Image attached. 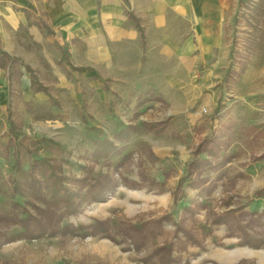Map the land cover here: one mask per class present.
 I'll list each match as a JSON object with an SVG mask.
<instances>
[{"label":"rangeland","instance_id":"374dc122","mask_svg":"<svg viewBox=\"0 0 264 264\" xmlns=\"http://www.w3.org/2000/svg\"><path fill=\"white\" fill-rule=\"evenodd\" d=\"M232 12L225 43L219 53L228 54L231 66L241 55L248 56L249 65L256 74L254 85L259 83L264 87V0H234ZM73 60L78 62L80 56L75 53ZM167 67L168 71H175L174 66ZM183 67V90L177 91L175 85L170 89L175 98L179 99L177 103H181L183 98L179 93L181 95L183 91L184 100L191 102L188 105L192 106L189 113L198 114L194 128L182 113L167 115L169 106L162 98L160 101L152 98L145 102L150 97H156L154 94L145 93L148 84L145 81H102L96 86H90L89 79L82 73H76L74 77L67 76V85H59L61 83L56 81L58 87H49L54 96L51 95L52 99L43 106L27 102L20 86L14 84L10 88L7 80L3 78L0 83V215L25 216L21 210L13 209V200L10 197V179L13 175L11 166L14 160L6 149L9 139V113L28 139L48 141L44 145L47 149L41 152L42 156L64 158L67 161V175L78 178L87 175L96 178L102 174L113 173L109 162L116 163L119 159L113 158L108 162L93 156L94 141L113 135L116 130L113 124L103 123L105 120L112 118L116 120V127H122L126 126L127 121L135 122L139 119L136 127L141 134L128 145V150L154 148L164 157L159 162L152 163L144 152L143 156H136L120 172L122 176L136 181H139V173L143 172L159 182H164L165 192L130 190L120 186L108 202L85 207L82 214L66 219L64 224L89 225L95 220L108 219L112 226L118 227L123 221L139 225L170 214L193 236L197 244L187 242L181 234L182 239L176 240L175 227L166 225L164 233L156 241H150L148 249L143 252H125V245H116L99 237L20 240L5 245L0 250V264H143L142 259L148 252L169 243L175 244V254L181 259L180 264H264V249L253 250L240 246L239 239L231 235L227 226L213 223L214 217L237 208H243L247 213L264 211V198H256V192L264 188V161L251 162L252 155L264 152V138L251 139V127L242 121L241 116L243 106L255 104L254 107H263L261 104H264V94L261 93L263 97L250 103L241 92L237 96L235 93L231 96L233 94L229 91L234 88L235 82L231 84L225 78L217 83L224 78L220 77V72L227 68L225 63L213 66L208 61L198 64L186 61ZM103 84L109 86L105 97H101ZM98 85L102 90H99ZM253 88L256 89L257 86ZM137 103H149V111L142 113V118H137L140 115L138 113L132 119V107ZM29 108H45L50 112L53 109V118L37 120L41 112L30 113ZM232 117L239 121L228 133L231 140L229 154L235 158L220 171L206 173L211 183L216 186L214 192L208 196L186 188L184 195L176 201L174 190L193 158L196 145L204 137L221 132L222 126L230 124ZM147 119L169 120L170 132L160 137L144 130L145 124L156 123H148L145 121ZM262 126L263 124L253 127L261 130L264 128ZM188 156H191L190 161L183 166ZM139 161H142V166H139ZM28 169L29 158L24 153L23 170L28 172ZM114 175L120 179V176ZM27 199L28 197H23L18 200L24 206ZM186 207H191L193 211L188 212ZM27 208L33 212L29 206ZM244 220L243 225H247L254 237L263 234L264 218L259 222L248 218ZM1 228L8 235L22 232L18 226Z\"/></svg>","mask_w":264,"mask_h":264},{"label":"crops","instance_id":"0c3cea01","mask_svg":"<svg viewBox=\"0 0 264 264\" xmlns=\"http://www.w3.org/2000/svg\"><path fill=\"white\" fill-rule=\"evenodd\" d=\"M128 1L129 6L123 0H0V50L29 65L40 83L47 86L50 95L54 96L49 87H58L56 81L61 83L59 85H67V70L70 78L79 73L69 66L65 69L60 64L62 54L56 44L66 46L71 64L82 68L80 74L91 81L90 86H96L102 81L148 82L145 93L156 97H150L145 102L152 98L160 101L162 98L169 106L167 115L182 113L194 128L198 114L189 113L192 106H188L191 105L190 101L184 100V91L181 95L179 93L183 98L181 103H177L179 99L175 98L170 87L175 85L177 91L183 90V65L186 61L193 64L208 61L213 66L225 63L227 68L220 72V77L224 78L217 83L226 78L231 60L228 54L223 55L219 50L223 49L225 43L228 23L233 16L234 0ZM127 10L135 15L145 30L146 45L143 44L135 23L129 19ZM38 20H43L53 34L41 30L37 25ZM75 53L80 56L78 62L73 60ZM168 65L174 66L175 71H168ZM0 76V83L5 78L9 86L5 71H0ZM255 81L253 67L248 65L229 92L235 93V96L241 92L249 100L248 103L256 101L263 97L264 87L259 83L254 85ZM19 86L27 102L43 106L48 104L50 98L45 93L31 90L29 73L25 72ZM255 86L256 89L253 88ZM102 87L104 90L101 97H105L109 86L103 84ZM98 88L102 90L100 85ZM262 105L261 108L254 107L255 104L243 106L242 121L251 128L260 124L264 127V104ZM149 106V103L135 104L131 118L138 113L140 115L137 118H142L141 114L148 112ZM139 121L131 120L125 124L136 126ZM145 121L157 123L165 119ZM237 121L232 117L230 124L235 126ZM103 123L115 126L113 135L104 137L109 139H113L117 132L126 127H116V120L112 118ZM140 134L134 133L128 143L118 145L127 146L128 151V145L137 140ZM152 150L158 158L164 157L157 149ZM190 158L191 156L187 157L183 166H186Z\"/></svg>","mask_w":264,"mask_h":264},{"label":"trees","instance_id":"16d2710c","mask_svg":"<svg viewBox=\"0 0 264 264\" xmlns=\"http://www.w3.org/2000/svg\"><path fill=\"white\" fill-rule=\"evenodd\" d=\"M126 6H129L128 0H123ZM130 20H132L138 29L143 44L145 41V30L141 27L140 22L135 15L126 11ZM37 25L41 30L48 34L53 31L43 20H38ZM56 47L62 54L61 66L65 69L67 66L74 71L82 72V68L75 67L71 64L69 50L66 46L58 43ZM236 65L238 68H236ZM249 65L248 56L241 55L238 61L230 67L226 75V81L236 82L246 71ZM0 71H5L9 86L14 84L20 85L21 79L25 72L30 74L31 90L43 92L52 99L49 89L40 83L34 70L19 58L10 56L7 52L0 50ZM67 75L70 72L67 70ZM220 107V106H219ZM30 113H39L37 120H50L53 114L45 108H29ZM9 139L6 145L8 152L12 154L13 164L11 166L12 178L10 179V197L13 200L12 207L14 210H21L25 215H0V250L8 244L26 240L36 241L57 237L70 238H96L109 240L116 245H125V252L131 250L136 252L146 251L149 242H154L164 233L166 225L175 227V238L181 240L180 234L187 242L197 244V241L186 230L180 222L174 220L170 214L155 220L133 224L130 221L120 222L118 227H114L110 220H95L89 225H75L73 223L64 224V221L70 217H76L83 213L85 207L93 204L108 202L117 192L120 186L130 190L147 189L149 192H165L164 182H159L155 178L139 173V181L132 180L122 176L121 169L134 160L136 156L141 157L146 153L147 158L152 163L160 161L150 148L143 147L141 150H128L127 146H120L118 143H128L138 128L132 124L127 125L124 129L117 132L113 139L103 138L94 141L95 150L93 156L96 159L103 158L105 161H111L119 157L116 163L109 162L113 173L102 174L96 178L90 176L67 175L64 158L56 159L41 155L47 140H30L23 134L22 129L12 120L9 113ZM232 124L222 126L221 132H215L212 135L201 139L193 151V158L186 167L182 177L179 179L174 190V199L179 201L184 195L185 189L205 193L210 196L215 190V184L206 173L218 172L226 167L235 158L229 154L231 140L228 133L232 130ZM144 130L154 133L157 136L166 135L170 132L169 120L157 122L155 124H145ZM249 134L251 139L258 140L264 138V128L256 130L250 128ZM29 158L28 172L23 170V155ZM264 161V152L260 155H252L251 162ZM140 162V161H139ZM142 161L139 166H142ZM20 174V177L18 175ZM114 174L120 176L117 179ZM163 188V189H162ZM28 197L26 204L23 206L19 198ZM256 198H264V188L256 192ZM30 207L33 212L28 210ZM185 210L192 212L191 207ZM262 214V215H261ZM250 219L253 222H259L264 218V211L244 212L243 208L233 209L225 212L223 215L213 218L215 225H225L231 231V235L239 239L242 247H248L253 250L264 249V230L263 234L254 237L248 230L247 225H243L244 219ZM1 226H18L22 229L17 235H8ZM179 238V239H178ZM185 249V247H184ZM176 248L174 243L163 244L152 249L142 259L143 264H180L181 259L175 254Z\"/></svg>","mask_w":264,"mask_h":264}]
</instances>
